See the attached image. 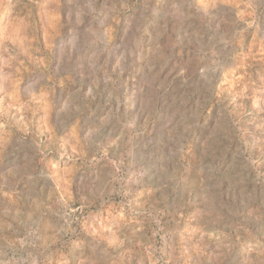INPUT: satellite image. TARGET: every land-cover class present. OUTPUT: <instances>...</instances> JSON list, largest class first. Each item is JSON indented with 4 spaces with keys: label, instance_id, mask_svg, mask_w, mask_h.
<instances>
[{
    "label": "rangeland",
    "instance_id": "374dc122",
    "mask_svg": "<svg viewBox=\"0 0 264 264\" xmlns=\"http://www.w3.org/2000/svg\"><path fill=\"white\" fill-rule=\"evenodd\" d=\"M0 264H264V0H0Z\"/></svg>",
    "mask_w": 264,
    "mask_h": 264
},
{
    "label": "crops",
    "instance_id": "0c3cea01",
    "mask_svg": "<svg viewBox=\"0 0 264 264\" xmlns=\"http://www.w3.org/2000/svg\"><path fill=\"white\" fill-rule=\"evenodd\" d=\"M71 189H73V187H71ZM50 210V213L53 215V214H57V209H49Z\"/></svg>",
    "mask_w": 264,
    "mask_h": 264
}]
</instances>
